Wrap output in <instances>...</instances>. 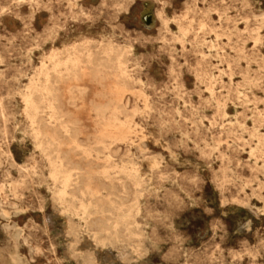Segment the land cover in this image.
<instances>
[{
  "label": "rangeland",
  "instance_id": "obj_1",
  "mask_svg": "<svg viewBox=\"0 0 264 264\" xmlns=\"http://www.w3.org/2000/svg\"><path fill=\"white\" fill-rule=\"evenodd\" d=\"M22 1L0 0V264H264V0ZM53 52L93 59L55 80L86 221L22 98ZM117 99L122 137L93 110Z\"/></svg>",
  "mask_w": 264,
  "mask_h": 264
},
{
  "label": "bare ground",
  "instance_id": "obj_2",
  "mask_svg": "<svg viewBox=\"0 0 264 264\" xmlns=\"http://www.w3.org/2000/svg\"><path fill=\"white\" fill-rule=\"evenodd\" d=\"M111 51L112 47H108L105 49L104 53L109 56ZM49 58L51 66H46L45 64L41 65L36 76L32 77L26 85L22 98L26 106V114L33 126L35 139L51 167L50 178L54 184H58L55 190L56 198L61 202L66 201L67 197L78 199L79 205L75 214L86 221L92 214L89 209L90 205L83 202L78 196H83L86 193L93 195L96 191L92 190L88 181H86L90 177L91 172L73 163L69 154L59 149L62 144L60 140L62 136L70 137V144H72L73 147L79 148L80 145L76 139L77 130L73 127L74 123L65 119V115L57 103V87L55 86V80L64 75L73 74L74 70L79 68L83 63L92 64V54L90 52H87L85 55L70 53L65 59H61L56 52H53ZM115 67L119 78L127 82L130 76L120 58L116 59ZM94 69V72L91 74L92 77L96 78L98 77L96 66ZM93 110L96 114L110 111L111 122H107L105 125L110 126L113 124L116 125L117 123L119 128H121V133L117 134V136H123L122 128H125V122L120 121L118 118V115L123 111V104L120 99L102 107L94 106ZM44 111H46V114L44 116L40 115ZM82 151L86 156L91 155L90 150L82 149ZM43 169H45V167ZM120 171L126 178L132 180L136 185L138 184V174L136 171L125 168H121ZM101 173L104 176L108 175L106 168H104ZM124 219L125 217L121 216V222L124 221ZM118 224L119 222L116 220L112 228L116 229ZM104 231L107 233L110 232L109 229H105Z\"/></svg>",
  "mask_w": 264,
  "mask_h": 264
}]
</instances>
